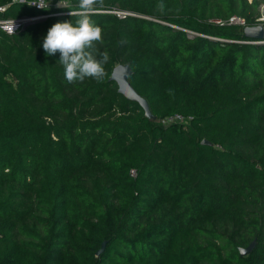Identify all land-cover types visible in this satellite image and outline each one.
I'll return each instance as SVG.
<instances>
[{"label": "trees", "instance_id": "trees-1", "mask_svg": "<svg viewBox=\"0 0 264 264\" xmlns=\"http://www.w3.org/2000/svg\"><path fill=\"white\" fill-rule=\"evenodd\" d=\"M262 4L104 0V77L74 84L42 45L79 11L0 28V264H264V38L244 33ZM231 15L246 24L215 21ZM174 113L190 119L160 121Z\"/></svg>", "mask_w": 264, "mask_h": 264}, {"label": "clouds", "instance_id": "clouds-1", "mask_svg": "<svg viewBox=\"0 0 264 264\" xmlns=\"http://www.w3.org/2000/svg\"><path fill=\"white\" fill-rule=\"evenodd\" d=\"M103 4L104 0H79L80 19L76 24L56 23L49 28L43 39L42 47L47 56L59 52L58 62L63 65L65 78L70 84L83 82L86 78L99 81L104 77V63L109 57L106 52L99 54L101 58L95 54L98 51L95 45L103 43V33L90 18L98 11V6L102 7ZM58 6L65 7L61 2Z\"/></svg>", "mask_w": 264, "mask_h": 264}, {"label": "built area", "instance_id": "built-area-1", "mask_svg": "<svg viewBox=\"0 0 264 264\" xmlns=\"http://www.w3.org/2000/svg\"><path fill=\"white\" fill-rule=\"evenodd\" d=\"M24 1L27 5L35 7L36 9H49L50 12L41 11L40 13H37L35 15H21V16H3L2 14L6 11L8 4H0V28L7 33H13L20 28H22L27 22L33 21L40 18H45L50 15H56L61 13H71L73 11H80V10H69L66 9L69 5L67 0H21ZM59 2L63 4L65 7L58 6ZM38 4L42 7H39ZM48 5V8L46 6ZM264 7V4L261 5V15L257 17V20L260 23L264 22V14L262 13V9ZM57 8V11H51L50 9ZM58 8H61V10H58ZM113 13H115L118 17H123L125 14L129 13V11L126 10H120V9H114L111 10ZM217 23L223 24L224 22L231 23V24H238V25H245L246 19L239 15H231L228 17V19H216ZM190 116H185L181 113H174L170 114L164 118H162L160 121L162 123H169L173 121H180V122H186L189 121ZM135 169H131V174H135Z\"/></svg>", "mask_w": 264, "mask_h": 264}, {"label": "water", "instance_id": "water-1", "mask_svg": "<svg viewBox=\"0 0 264 264\" xmlns=\"http://www.w3.org/2000/svg\"><path fill=\"white\" fill-rule=\"evenodd\" d=\"M262 13L264 14V7L262 9ZM244 33L246 36L256 39L259 42L263 41L264 38V24L258 23L255 25H247L244 27ZM132 70L128 63H119L114 66L110 78L115 80L118 84V90L123 93L126 97L138 101L141 106L145 110V114L153 117L149 110V105L147 100L142 97L131 85L129 81V76L131 75ZM203 144H211V142L207 139H202ZM255 244V240L250 242L246 247H239L240 254L246 255L248 254ZM105 242L102 243L100 249H98L97 253H100L104 248Z\"/></svg>", "mask_w": 264, "mask_h": 264}]
</instances>
